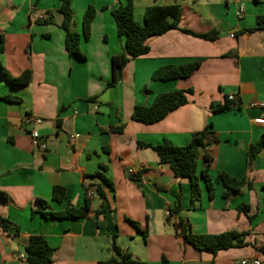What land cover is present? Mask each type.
Masks as SVG:
<instances>
[{"label": "crops", "instance_id": "crops-1", "mask_svg": "<svg viewBox=\"0 0 264 264\" xmlns=\"http://www.w3.org/2000/svg\"><path fill=\"white\" fill-rule=\"evenodd\" d=\"M122 3L71 0L72 30L81 36L82 57H76L66 50L61 0H0V191L9 197L0 199V218L10 222L8 230L0 225V264H28L20 255L34 235L44 236L55 249L50 264H104L113 257L123 264L124 254L134 264H241L255 258L264 264V149L252 162L248 159L250 145L264 132V108L250 106L264 102V27L257 29L264 19V0H134V18L141 25L147 7L180 5L181 29L151 37L149 53L129 61L122 79L110 87L112 58L126 53L112 15ZM242 5L244 14L238 18ZM90 6L96 12L85 40L83 17ZM184 30H215L218 37L206 40ZM198 58L204 62L189 78L152 80L165 66ZM2 69L13 78L30 71L32 81L10 84ZM177 90L193 93L186 105L160 122L132 119L136 105L150 106L157 95ZM229 95L236 97L234 108L214 114L211 105L224 104ZM28 114L43 120L37 128L46 152L32 145L34 126L24 122ZM210 123L213 139L198 160L202 195L193 208L190 180L176 178L152 148L139 142L156 146L167 140L185 146ZM122 125L123 132L110 131ZM72 135L78 136L74 142ZM204 170L213 180L212 199ZM220 173L248 183L225 199ZM136 175L140 180L132 178ZM55 186L67 190L62 203L52 198ZM86 188L95 191L87 218L32 216V209L43 205L38 199L45 201L48 212L68 204L83 206ZM103 202L107 210L98 215ZM179 202L178 217L190 224L193 234L246 233V245L217 254L196 250L178 235L175 217L168 221L169 208ZM243 205L249 210L239 211ZM114 240L122 256L115 253Z\"/></svg>", "mask_w": 264, "mask_h": 264}, {"label": "trees", "instance_id": "trees-1", "mask_svg": "<svg viewBox=\"0 0 264 264\" xmlns=\"http://www.w3.org/2000/svg\"><path fill=\"white\" fill-rule=\"evenodd\" d=\"M257 1V0H255ZM134 0H125V3L121 4L117 9L112 11V15L117 25L118 35L125 38V50L126 53L121 56H115L112 58L113 79L109 83L112 87L117 84L123 77V71L127 63L133 59H137L149 53L150 47L147 41L154 36H159L167 33L170 30L181 29L180 24L183 18V9L178 4L169 5H152L146 8L144 14V24L141 25L136 22L134 18ZM59 12L63 16L62 28L66 32L65 46L68 53L72 56L82 57L80 48L81 36L72 30V23L74 19L71 0H61V7ZM95 8L90 6L83 17V38L88 40L91 35V25L95 16ZM264 19H259V27H264ZM185 32L206 40H215L218 37L217 31H211L208 34H195L191 31L184 30ZM253 31V30H252ZM251 31V32H252ZM204 59L198 58L191 62L181 65H168L157 70L153 76V81H171L176 79H186L191 77L203 64ZM3 74L5 71L2 69ZM7 81L10 84L16 86H24L32 81V73L30 71L24 72L18 77H11L5 75ZM193 93V90H177L174 92L162 93L156 96L152 105H136L132 119L136 122L145 124H154L163 120L169 113L177 110L179 107L188 103V94ZM9 101H17L15 97H7ZM20 100V99H19ZM233 102L225 100L224 104L213 103L211 105L212 112L214 114H220L233 109ZM60 125V120L57 121ZM124 130V126L111 127V132L121 133ZM213 139V131L211 123L206 128L197 132L192 136L189 144L185 146H175L171 142L164 140L161 144L153 146L139 142L140 147L152 148L159 156L161 164H168L176 178H186L191 182V207L196 208L201 199L200 178L198 176V160L201 153V149L205 148ZM264 149V132L260 140L250 145L248 150L249 163L252 162L258 154ZM206 160H210L209 156H205ZM103 177L105 183H109L108 180L100 173L95 174ZM135 180H140V176H132ZM203 179L207 184L209 191V197L212 199L215 194V188L213 180L208 174L207 170L203 171ZM219 179L225 186V192L223 197L225 199L231 198L233 195L238 194L242 188L248 183L246 179L238 180L231 178L225 173L219 174ZM249 187H252L249 184ZM264 189V186H263ZM97 193L105 200L104 191L101 186L96 188ZM52 198L58 203H62L67 198V190L62 186H55L53 189ZM0 199L8 200L9 197L5 192L0 191ZM92 196L89 195L88 188L85 189L84 204L81 207L68 204L66 208L59 212L46 211L45 201L38 199L43 205L37 209H32V216L37 213L44 216H52L57 219H83L87 218L92 208ZM102 203L101 208L97 211L98 215H102L106 212L107 207L105 203ZM239 211H248L249 206L243 205L238 207ZM181 212L180 202L174 207L169 208L168 221L172 223V217L177 219V223H172L179 236L183 237L186 243L191 244L198 251H207L213 254H217L221 250H228L236 247H244L246 244L244 238L246 233L240 234L237 232H227L215 235H196L190 230V224L186 223L182 218H179ZM138 228L139 225L134 223ZM0 225L4 230L9 229L10 222L6 219L0 218ZM146 236L147 232H143ZM116 235L114 236V239ZM113 249L116 254L122 256L121 249L117 246L116 241L113 242ZM264 254V248L260 250ZM55 249L49 244L47 239L42 235H34L30 238L28 245L26 246V255L28 264H50L53 261ZM123 264L137 263L131 259L130 254H124L122 256ZM117 258H111L104 264H118ZM142 264V263H138Z\"/></svg>", "mask_w": 264, "mask_h": 264}, {"label": "built area", "instance_id": "built-area-1", "mask_svg": "<svg viewBox=\"0 0 264 264\" xmlns=\"http://www.w3.org/2000/svg\"><path fill=\"white\" fill-rule=\"evenodd\" d=\"M232 1L235 2V3H241L242 2V0H232ZM243 14H244V7L242 5L240 7V9L237 11L238 18H241L243 16ZM228 100L231 101V102H235L236 101V97L234 95H229L228 96ZM250 106L252 108H259V107L260 108H264V102L254 101V102L251 103ZM24 122L34 126V129L30 132L33 147L38 149V150H41L43 152H46L47 149H48L47 143L45 142V140H43V138H41L40 132H39V130L37 128L38 126H40L43 123V120L40 117L34 116L32 114H28V115H26ZM77 137H78L77 135H72L70 141L74 142ZM129 173L131 175L135 174L133 170H130ZM94 194H95L94 189H91L90 192H89V195L93 196ZM177 222H178L177 219L174 218L173 219V223H177ZM20 259L24 260V261H27L26 253L20 255ZM241 264H261V262H260V260L255 258V259H253L251 261L243 260L241 262Z\"/></svg>", "mask_w": 264, "mask_h": 264}]
</instances>
